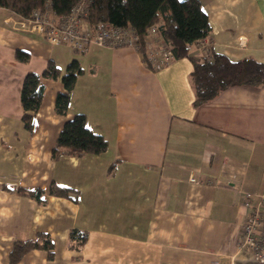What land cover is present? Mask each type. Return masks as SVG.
I'll return each instance as SVG.
<instances>
[{"label": "crops", "instance_id": "1", "mask_svg": "<svg viewBox=\"0 0 264 264\" xmlns=\"http://www.w3.org/2000/svg\"><path fill=\"white\" fill-rule=\"evenodd\" d=\"M201 3L214 53L264 63V0ZM2 8L9 13L0 21V264H262L237 241L244 194L264 189V85L232 84L196 104L189 57L155 70L131 46L93 43L77 53L16 29L7 18L18 15ZM202 51L197 44L192 54ZM73 58L83 72L69 112L55 110L62 80L45 79L29 130L26 73L42 72L50 59L65 70ZM76 112L108 148L55 159L57 136ZM53 180L79 189L78 200L51 194ZM39 188L43 201L19 191ZM73 229L87 234L81 248L70 245ZM39 232L52 237L54 256L35 248L12 263L15 243Z\"/></svg>", "mask_w": 264, "mask_h": 264}, {"label": "trees", "instance_id": "2", "mask_svg": "<svg viewBox=\"0 0 264 264\" xmlns=\"http://www.w3.org/2000/svg\"><path fill=\"white\" fill-rule=\"evenodd\" d=\"M80 0H0V6L16 14L28 16L35 9L50 3L56 15L69 14ZM86 19L94 26L111 22L117 25H132L142 37L141 51L148 58L149 28L156 25L159 36L174 52L175 58L189 57L193 62L191 79L195 87L196 104L208 101L218 95L224 88L237 83L264 85V63L246 57L230 59L220 53L209 51L195 56L192 49L205 38H210L211 26L201 0H92ZM66 43L71 46L67 41ZM72 47V46H71ZM73 48V47H72ZM77 52H83L73 48ZM17 56L28 60L29 52L18 49ZM83 72L79 59L73 58L65 70L50 59L42 72L28 71L24 77L21 92L23 106L22 119L29 130L35 126L45 92V79H61L64 90L56 96L55 110L66 115L71 107V93L77 77ZM108 148L107 138L88 126L86 115L76 112L67 119L60 130L53 147L52 156L58 159L63 154L83 156L101 154ZM43 201L44 190L19 189ZM50 193L78 200L79 189L60 184L53 180ZM87 240L85 232L73 229L70 233V245L81 248ZM42 248L47 250L48 258L54 256V242L50 234L39 232L33 238L17 241L10 253V261L16 263L28 251Z\"/></svg>", "mask_w": 264, "mask_h": 264}, {"label": "built area", "instance_id": "3", "mask_svg": "<svg viewBox=\"0 0 264 264\" xmlns=\"http://www.w3.org/2000/svg\"><path fill=\"white\" fill-rule=\"evenodd\" d=\"M91 1L80 0L69 14L62 15H56L48 3L44 9L37 8L28 16H9L7 21L16 29L42 33L53 43L67 41L81 51H86L93 43L109 47L131 46L141 51L142 37L132 25L111 22L101 26L90 24L86 16ZM148 30L147 64L155 70L160 69L173 61L175 54L159 36L156 25ZM211 45L209 37L200 42L204 51H209ZM191 180L198 181V178L191 176ZM243 205L248 210L238 237V250L251 251L255 259L264 264V189L258 194L247 191Z\"/></svg>", "mask_w": 264, "mask_h": 264}, {"label": "rangeland", "instance_id": "4", "mask_svg": "<svg viewBox=\"0 0 264 264\" xmlns=\"http://www.w3.org/2000/svg\"><path fill=\"white\" fill-rule=\"evenodd\" d=\"M48 5L46 4L44 7H42L43 9L45 8V7H47ZM9 12L7 11V10H5L4 8H2L1 6H0V21H2V19H3V17H4V15L5 14H8ZM67 45V44H66ZM78 53V52H77ZM80 53V52H79Z\"/></svg>", "mask_w": 264, "mask_h": 264}]
</instances>
